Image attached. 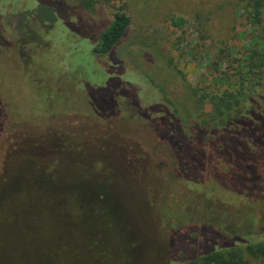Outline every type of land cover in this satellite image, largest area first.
<instances>
[{
    "label": "rangeland",
    "instance_id": "rangeland-1",
    "mask_svg": "<svg viewBox=\"0 0 264 264\" xmlns=\"http://www.w3.org/2000/svg\"><path fill=\"white\" fill-rule=\"evenodd\" d=\"M63 1L69 15L59 0H0V192L9 210L18 199L36 216L0 227V264H179L183 252L229 242L222 233L263 240L264 200L240 199L264 190V127L246 122L207 143L192 127L237 88L248 0ZM119 10L127 35L96 54ZM90 171L119 195L101 186V221L55 216L43 195L54 205L85 191Z\"/></svg>",
    "mask_w": 264,
    "mask_h": 264
},
{
    "label": "trees",
    "instance_id": "trees-1",
    "mask_svg": "<svg viewBox=\"0 0 264 264\" xmlns=\"http://www.w3.org/2000/svg\"><path fill=\"white\" fill-rule=\"evenodd\" d=\"M59 1L63 5V8H67L69 15L68 6L63 0ZM85 3V7H90L93 2L90 0L85 1ZM246 19L252 29V33L249 37L250 44L247 48L248 54L244 56V60H242L239 64L240 70H238L236 74H232L236 79L237 88L233 91H226L222 95L209 100V104L212 108L211 112H208L209 119H204L202 126H197L196 124L192 125V127L201 129L200 131L203 132L201 141L204 143H207L211 133L217 134L221 131V135H223L228 129L237 130L243 126L245 127L246 122L248 124H253L256 121L258 125H262L264 127V37L262 35V32L264 31V0H248ZM28 23L29 19L26 14L20 21V25L22 26V30H19L20 34L23 35L24 31L28 29ZM41 23L43 22L41 21ZM130 25L131 18L126 12L119 10L115 13L113 20L107 28L100 33L99 41L94 49V52L101 55L110 54L122 41V39L125 38ZM32 36H34L33 32L27 35L29 38ZM207 100V96H204L203 99H201V102L206 103ZM151 108L155 112L162 111L164 115H170L179 122L178 118L171 112L167 113L165 108H160L158 105ZM107 117L109 116H105L103 118ZM94 118L98 119L96 116H94ZM158 121L159 123H157V126H160L161 121L166 123V120L163 118ZM160 129L161 128H159V130ZM189 132L190 133H187V131L184 132L187 139H192L194 136H197L196 131V133L191 130H189ZM1 134L2 131L0 130V137ZM159 136L162 139L167 138V134H163L160 131ZM167 140L169 144L175 148L174 143H172V138L168 137ZM179 160L180 159L178 158V161ZM91 173L92 172L90 171L84 175V179L86 181L84 188L86 189L85 191L73 188L72 190L64 191V193L60 196V194L57 193L60 191L59 189L52 190L53 193H56L55 196H60L58 197L60 200H58V203L54 205L51 204L50 199L46 195L42 194L43 197L46 198L44 199L46 206H52L55 216L60 218H71L74 220V223L77 219L85 216L101 221V186L102 191L106 192L107 196H112V199H118L119 195L115 192H112V195L109 188L106 185H102L101 179L93 178ZM33 177L29 176L30 181ZM201 190L209 196L206 189L201 188ZM22 191L24 190H17V192H19L17 195L21 198L23 194ZM0 193V227L8 225L13 221H19L16 218H18V216L22 213H26L29 215L28 217H36L30 212V207L24 204L23 201L19 203L18 199L14 201L18 205L9 210V204L6 201L8 195L5 192L2 193V191ZM255 197H260V199L264 200V190H258V192L254 194H245L240 200L251 199L254 201ZM86 201H90L91 203H85ZM18 207L21 210H19ZM40 214H42L40 215L42 217L48 216L44 215L43 212ZM222 234L229 239V242L223 244L216 242L210 248L199 251L196 255L183 252L181 255L184 259L183 262H180L179 264H248L249 258L264 259V239L243 244L232 235H227L225 233ZM28 238L31 239L30 234L26 235L23 241H29ZM11 240L12 239H9L8 242L11 243ZM44 240H46L45 236ZM58 261L62 263L61 260ZM176 261H179V257L176 260L174 259V262Z\"/></svg>",
    "mask_w": 264,
    "mask_h": 264
}]
</instances>
